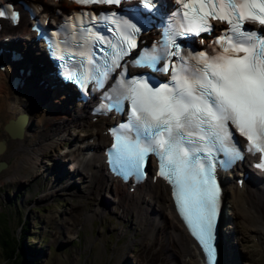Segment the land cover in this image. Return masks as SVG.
Returning a JSON list of instances; mask_svg holds the SVG:
<instances>
[{
  "label": "snow or ice",
  "instance_id": "obj_1",
  "mask_svg": "<svg viewBox=\"0 0 264 264\" xmlns=\"http://www.w3.org/2000/svg\"><path fill=\"white\" fill-rule=\"evenodd\" d=\"M89 4L97 0H76ZM105 4L119 3V0H100ZM179 25L175 35L191 32L200 35L212 32L211 21L228 25L221 29L225 35L217 38L221 52L207 56L201 52L191 57L201 65L194 72L177 70L175 64L164 65V71L171 70L173 87L162 85L151 88L144 81H134L128 88L125 99L131 101V123L125 128L135 127L137 138L124 145L122 158L126 156L127 167L142 172L149 153H155L160 160L161 175L176 177L182 202L190 205V224L194 235L201 243L210 247L211 229L216 214L219 190L215 181L203 177L204 168L196 153L205 151L209 142L224 143L231 138L227 122L249 141V151L261 153L264 168V29H245V23L264 26V0H176ZM151 7V0H145ZM5 12L0 11V16ZM13 22L19 17L11 13ZM133 32H139L134 25H127ZM232 35H228V33ZM243 37V40L238 39ZM135 46L134 41H127ZM170 47L176 51L169 55H180L175 39ZM243 53V55H240ZM155 57H146L154 61ZM183 60V57H181ZM196 137L204 141L191 149ZM114 147H116L114 145ZM210 151V149H209ZM238 158L240 153L229 149ZM195 157V159H193ZM214 254V249L212 250Z\"/></svg>",
  "mask_w": 264,
  "mask_h": 264
},
{
  "label": "rangeland",
  "instance_id": "obj_2",
  "mask_svg": "<svg viewBox=\"0 0 264 264\" xmlns=\"http://www.w3.org/2000/svg\"><path fill=\"white\" fill-rule=\"evenodd\" d=\"M64 113L74 118V109ZM4 121L0 117V134L6 135ZM60 122L40 133L37 145L42 149L31 155L35 159L28 165L20 164L23 153L15 151L17 141L8 140V151H15L8 165L16 162L14 168L0 170V264H21L19 259L31 263L32 255H25L22 247L13 259L6 258L8 247L24 233L22 227L27 228L24 242L35 250L41 247L35 264H194L191 254L182 255L162 231H153L155 219L140 221L133 210L119 209L109 192L93 185L87 171L70 164L63 156L71 147L70 139L54 137ZM85 130L90 132L83 123L73 133L84 136ZM18 169L21 177L15 175ZM234 207L229 197L223 198L222 210L230 217L220 226L225 233L224 263L264 264V227L248 226L242 219L233 224ZM153 208L161 211V204L155 202ZM22 242L20 238L24 246Z\"/></svg>",
  "mask_w": 264,
  "mask_h": 264
},
{
  "label": "bare ground",
  "instance_id": "obj_3",
  "mask_svg": "<svg viewBox=\"0 0 264 264\" xmlns=\"http://www.w3.org/2000/svg\"><path fill=\"white\" fill-rule=\"evenodd\" d=\"M42 2L45 8L52 7L49 2L45 0H42ZM64 5L69 6L67 3H64ZM1 36L8 37L9 41L13 39L27 41L32 37V33L23 30L21 23L15 29L4 28ZM28 44H32V42L30 41ZM31 49L40 58L37 48L32 47ZM26 56L25 61L30 68V72L26 77L25 84L14 96L7 94L6 78L9 72H0V117L2 119L5 118L2 125L9 119H15L16 115L24 113L22 131L19 138L12 139L7 133V136L3 135V133L0 134V140L4 142V149L0 152V160L6 162V167L14 168L16 161L8 165L7 160L15 151H20L23 153L20 157V164L28 165L30 162L33 163L35 158H31V155H37V151L40 149V144L37 145L40 133H45V129L49 125L51 126L56 123V120H60L61 127L57 133H54V137L55 139H62L67 135L63 139H70L69 145L71 146L63 153V156H68L71 163L79 166L80 169L89 171L93 185L97 189L109 192L114 197V200L117 201L119 209L124 212L133 210L139 219H149L150 221L155 219L157 223H161L157 232L159 230L163 231L167 240L169 239L173 244H177L176 247L181 250L182 253H180L182 255L191 254L193 263L201 264L200 259L202 257L200 252L180 225L173 211L168 196V187L156 180L154 182L147 181L132 190H128L127 186L122 185L119 181L107 178L103 171L102 157L100 155V147L106 143L105 135L100 128H97L95 123H89L81 107L76 109L74 118H67L64 113L67 110V106L64 104L66 103V98L58 92L59 88L50 85V81L46 79L45 74L41 75L37 67L30 64L31 61L27 54ZM38 68L41 70V67ZM22 74L24 75V73ZM52 113L53 116L47 118ZM84 122L91 129L90 142L89 137L83 138L80 134L75 135L73 133L74 128L80 127ZM9 139L17 141L14 152H10L7 149ZM54 142V139L50 141V143ZM15 175L21 177L19 169L16 170ZM261 178L260 174L250 172L249 182L245 181V184L243 183L241 187L231 180L226 181L224 178L226 186L222 189L223 195L224 197H229L236 206L234 207L235 218H232L233 224L235 221L242 219L248 226L260 225L264 227V186H260ZM155 202L161 204V211L151 208ZM154 216H158V219L154 218ZM228 219L230 217H227L226 213L221 211L216 243L217 264H225L227 257L225 253V233L220 230V226L225 224Z\"/></svg>",
  "mask_w": 264,
  "mask_h": 264
},
{
  "label": "trees",
  "instance_id": "obj_4",
  "mask_svg": "<svg viewBox=\"0 0 264 264\" xmlns=\"http://www.w3.org/2000/svg\"><path fill=\"white\" fill-rule=\"evenodd\" d=\"M25 222V221H24ZM25 226H27V225H25ZM23 228V234L20 236V238H21V241H23L24 242V239H25V233H26V231H27V228L26 227H22ZM20 238H18V237H16L15 239H14V242L15 243H13V245H11V246H9L8 247V252L6 253V258H14L16 255H17V250H18V248L19 247H22V252L23 253H25V255H27L28 253L30 254V255H32V258H28V261H30L31 263H23V261H22V259H19V262L21 263V264H35V258H34V256H37L38 254H37V252L39 251V249H41V247L39 248H36V250H35V248H33V245L31 246V245H27L25 242H24V244H23V242H22V244L24 245V246H21L20 244H19V239ZM10 239H12V237H9V238H4L3 240H4V244L5 243H7V242H9L10 241ZM7 246H8V244H7ZM18 256H20V254H18ZM16 263V262H15Z\"/></svg>",
  "mask_w": 264,
  "mask_h": 264
},
{
  "label": "water",
  "instance_id": "obj_5",
  "mask_svg": "<svg viewBox=\"0 0 264 264\" xmlns=\"http://www.w3.org/2000/svg\"><path fill=\"white\" fill-rule=\"evenodd\" d=\"M23 119L20 115H17L15 119H9L3 126L2 129L8 134L10 138H19L22 131ZM4 149V142L0 140V152ZM6 167L5 161H0V170Z\"/></svg>",
  "mask_w": 264,
  "mask_h": 264
}]
</instances>
